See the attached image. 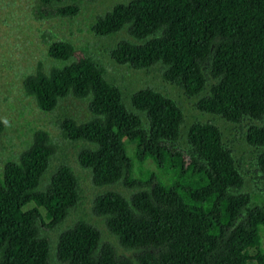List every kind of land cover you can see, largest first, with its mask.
I'll list each match as a JSON object with an SVG mask.
<instances>
[{"label":"trees","instance_id":"trees-1","mask_svg":"<svg viewBox=\"0 0 264 264\" xmlns=\"http://www.w3.org/2000/svg\"><path fill=\"white\" fill-rule=\"evenodd\" d=\"M35 1L36 17L79 11L76 2ZM91 29L99 37L125 30L131 39L110 48L117 63L160 64L162 78L194 98L200 112L247 122L243 133L264 179V0L117 1ZM48 35L47 54L62 64L48 70L38 64L23 78L25 92L45 112L70 95L88 98L91 116H65L60 127L84 143L77 158L93 185L107 187L94 196V213L134 253L119 254L95 224L78 219L57 234L50 260L44 228L55 229L78 206L80 182L63 162L45 178L58 145L38 128L0 171V264H247L251 258L264 264V186L260 203L243 190L242 160L223 129L194 120L182 131L181 107L150 86L134 91L128 106L100 61L75 59L72 42ZM4 128L0 118V141ZM125 138L140 164L151 160L171 179L164 182L158 171L133 178Z\"/></svg>","mask_w":264,"mask_h":264},{"label":"rangeland","instance_id":"rangeland-1","mask_svg":"<svg viewBox=\"0 0 264 264\" xmlns=\"http://www.w3.org/2000/svg\"><path fill=\"white\" fill-rule=\"evenodd\" d=\"M117 1L125 0H61L60 4L76 2L79 6L78 13L73 16L52 14L36 17L35 0H0V118L5 124L0 141V171L6 160L16 159L20 151L28 146L34 130L42 128L49 132L53 142L58 145L45 178L51 169L63 162L74 170L80 182L78 206L70 211L55 229L44 228V232L50 238V260L54 254L56 245L54 240L57 234L78 219L95 224L102 231L103 238L113 243L119 254L132 256L134 250L122 247L107 229L104 219L94 213L93 198L96 193L107 187L93 185L89 171L79 164L77 158L78 151L84 143L66 138L60 127V121L65 116L77 119L91 116L88 98L77 99L70 95L61 99L54 111L45 112L37 106L35 99L25 92L23 78L35 72L38 64H42L44 70L62 64L60 60L47 54L48 43L43 38L45 33L54 40L72 42L75 47L73 58L90 55L100 61L105 67L106 77L121 87L123 100L128 106V97L134 91L150 86L174 99L181 107L184 113L182 131L186 123L194 120H211L218 124L223 129L226 140L229 139L232 143L235 155L242 160L245 179L243 190L251 192L255 202L260 203L262 200L264 179L256 170L255 148L246 141L243 133L247 122L235 124L200 112L194 105V98L186 97L178 86L162 78L160 64L149 69H134L112 59L110 48L119 39L131 37L125 30L113 36L99 37L92 31L91 24L97 15L103 14ZM124 142L129 155L135 159L134 144L127 138ZM181 142L183 144L184 140L181 139ZM153 171L158 170L151 160L140 164L135 159L131 175L138 178ZM159 175L164 182L169 181L172 176L168 169L161 170ZM119 189L125 192L129 190L122 185H119ZM262 244L264 245V235ZM248 252L254 255L256 250L253 247ZM51 264L56 263L53 260ZM247 264L257 263L251 258Z\"/></svg>","mask_w":264,"mask_h":264}]
</instances>
